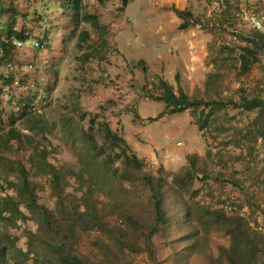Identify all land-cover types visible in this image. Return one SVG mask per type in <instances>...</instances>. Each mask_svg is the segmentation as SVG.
Masks as SVG:
<instances>
[{
    "label": "rangeland",
    "instance_id": "obj_1",
    "mask_svg": "<svg viewBox=\"0 0 264 264\" xmlns=\"http://www.w3.org/2000/svg\"><path fill=\"white\" fill-rule=\"evenodd\" d=\"M26 1L30 6H21L20 12L24 16L18 17L17 27L27 29L29 40L25 41L24 47L30 50H17L16 57L10 62L11 66L0 68V73L4 75L15 73L18 81L11 87V92L2 90L0 99V183L10 194L16 196L9 184L17 182L12 163L23 160L30 169L29 149L34 146L47 148L50 152L49 161L55 166L63 169L68 166L78 171L79 165L73 149L75 147L77 152L83 146L80 141L83 131L93 135L97 146L102 148L106 156L111 157L115 166L124 167L123 158H118L122 153L121 149L112 147L106 139L104 125L109 123L119 135L135 140L136 135L131 128L139 123L142 131L140 135L146 144L150 145V140L157 143V147L153 148L158 163L148 164L149 172L154 173L162 168L170 174H177L189 168V162L186 166L167 164L166 159H170L168 153L171 152L169 143L175 144L181 152L188 146L201 150L205 145V156L199 157L196 165L198 170H203L211 178L196 182L190 194L186 195L187 198L191 204L199 202L222 205L226 209L236 210L264 235V144L260 138L256 140L248 128L257 119L258 111L201 106L196 113L188 109L187 112L192 117L190 123L188 114L185 113L173 115L171 119L166 104L156 101L151 93L141 89L145 83L150 87L151 84L158 83L161 78L153 74L152 68H157L163 57L171 58V46L161 38L163 30H171V11L175 12L176 9L171 7V0H129V7L124 12L121 11L123 0H82L83 11L99 16L100 22L107 27V34L104 36L82 21L75 34L71 35L74 27L68 17L73 13L70 10L72 7L66 8L68 12L64 16L56 14L61 5L56 0H25L24 3ZM260 4L263 5H256L258 8L250 11L248 18L237 16L235 19L240 21L236 24L230 22L216 30L205 17L211 9L209 17L218 15L217 6L208 1H196V22L192 21L194 23L190 24L192 27H208L205 30L211 41L207 61L214 67L207 74L205 91L192 96V99L238 101L240 89L250 97L264 98V56L246 74H240L239 71V45L246 44L238 38L255 31L252 16L264 21V0H260ZM155 14H159L157 19ZM39 17L41 20L37 21V25L33 24ZM61 29L66 30L63 42L56 44L58 54L51 55L45 51L47 45H50L48 39L50 37L53 42V35ZM35 31L38 34L33 37L32 33ZM84 31L89 33L90 39L79 45L78 36ZM154 38H158L161 43L151 45L149 40L153 43ZM30 39L43 45V48L31 49ZM87 51L93 57L86 58L84 53ZM43 59L48 61L47 64H43ZM152 59H157V63L152 62ZM21 99L30 101L28 111L33 116L41 117L52 133L42 135L38 131H30L25 122L19 120L15 125L16 129L29 135L33 141H25L20 148L15 143L9 144L14 145L9 151L4 147L7 144L6 132L9 119L17 112V101ZM202 110L210 114L205 133H197L195 130L193 134L188 133L191 134L189 136L181 131L174 135L171 133V120H175V125L183 124L188 129L190 124L198 125ZM136 114L140 116L139 119H136ZM62 116H66L70 123L65 132L61 124ZM94 116L96 124L90 128V119ZM165 117L169 121L163 125ZM151 118H157V121L152 122ZM124 124L127 126L125 132ZM205 135L209 141L205 139ZM192 155L197 154L193 152ZM32 173L31 170L30 177L37 184L39 203L49 208L53 214L64 216V211L58 204V194L49 185L50 178L37 177ZM215 177L219 178L218 182L212 179ZM78 189L79 184L71 180L65 192L79 198L83 209L89 210L90 199ZM1 193L0 189V195ZM22 209L29 217L32 216L24 206ZM19 227L18 230L9 228L8 231L18 238L17 247L26 251L27 231H36L37 223L24 219L19 222ZM69 230L76 231V236L79 237L77 245L83 254L92 260L100 259L98 251L91 245V241L98 236L97 233L83 234L72 222L69 223ZM2 231L5 232V229ZM154 241L162 263L174 264L169 258V247L161 243L159 236ZM202 245L214 258H218L223 251L228 250L230 240L224 233L212 232L207 241H202ZM136 261L138 264H150L145 255L136 257Z\"/></svg>",
    "mask_w": 264,
    "mask_h": 264
},
{
    "label": "trees",
    "instance_id": "obj_2",
    "mask_svg": "<svg viewBox=\"0 0 264 264\" xmlns=\"http://www.w3.org/2000/svg\"><path fill=\"white\" fill-rule=\"evenodd\" d=\"M24 1L0 0V68L11 66L10 62L16 57L17 50H30L18 48L12 41V38L22 42L29 40L27 29L17 27L18 17L24 16L20 12L21 6H30ZM56 1L61 4L58 11L63 9L67 13L66 8L72 7L70 10L73 13L68 17L74 27L71 35L75 34L81 21L90 24L100 35L107 34L108 29L100 22L99 16L83 11L82 0ZM224 2L229 3L228 0ZM129 4V0H123L121 11L124 12ZM175 13L183 20L181 29L188 28L190 21L195 20L188 11L175 9ZM39 20L40 17L33 24L37 25ZM89 39V33L84 31L78 36V44ZM238 39L246 44L239 45V71L240 74H246L253 64L262 61L264 33L255 30ZM84 54L86 58L93 57L88 51ZM17 82L15 73L8 76L0 73V99L2 90L11 92V87ZM141 89L151 93L156 101L165 103L169 114L183 113L188 109L196 113L201 106L258 111L257 119L248 128L249 133L256 140H263L264 144V98L250 97L240 89L238 101L195 100L180 87L176 93L162 79L151 84V87L145 83ZM23 100L17 101V112L9 119L7 144L4 145L9 151L14 148V145L9 144L15 143L20 148L25 141H33L29 135L16 129L15 125L19 120L25 122L30 131H38L42 135L52 133L41 117L33 116L28 111L30 101ZM209 117L210 114L202 110L198 122L202 133L207 130ZM139 118L136 114V119ZM150 121H157V118H151ZM61 124L64 132L67 131L69 119L62 116ZM95 124L94 116L90 119V128ZM104 126L106 139L112 147L121 149L122 153L118 158H123L122 168L115 166L111 157L106 156L102 148L97 146L93 135L84 131L80 135L83 146L77 152L75 147L73 149L79 165L78 171L68 166L67 169L55 166L49 161L50 152L42 146L29 149L30 169L23 160L12 163L17 182L9 184L16 196L10 194L0 183V264H138L136 257L142 255L148 258L150 264H163L154 241L158 236L161 243L169 247V258L174 264H264V235L253 228L245 216L222 205L199 202L191 204L187 198L186 195L190 194L196 182L211 178L203 170L197 169L198 155H189V168L180 173L170 174L162 168L151 173L147 170L148 164L136 155L127 140L113 131L109 123ZM205 139L209 141L207 135ZM31 170L37 177L50 178L49 185L58 194V204L62 207L64 216L53 214L49 208L39 203L37 184L30 177ZM212 179L219 181L217 177ZM71 180H75L79 184L78 190L90 199L89 210L83 209L79 198L65 192ZM233 186L240 188L237 184ZM22 206L32 216L29 217ZM24 219L37 223L36 231H27L26 251L17 247L18 238L8 231L9 228L18 230L19 222ZM71 222L83 234H98L91 245L98 251L99 260H92L79 250V237L76 236V231L69 230ZM4 229L5 232L2 231ZM212 232L224 233L230 240L228 250L223 251L218 258H214L202 245V241H207Z\"/></svg>",
    "mask_w": 264,
    "mask_h": 264
},
{
    "label": "crops",
    "instance_id": "obj_3",
    "mask_svg": "<svg viewBox=\"0 0 264 264\" xmlns=\"http://www.w3.org/2000/svg\"><path fill=\"white\" fill-rule=\"evenodd\" d=\"M197 0H171V7H174L181 11H188L192 13V15L195 17V3ZM202 1H208V3H213L215 6H217L218 15H214L212 17L210 12L207 14V18L209 21V25L214 27L216 30H218L221 27L226 26L230 22H233L236 24L237 21H240V19H235L237 16H240L243 18H248L251 15L250 11H254V8H258L257 6H261L263 4H260V0H228L229 3L224 2V0H199ZM233 5V6H232ZM257 5V6H256ZM216 8V7H214ZM244 14H242V13ZM58 15H64L65 11L61 12L60 10L56 13ZM159 14H155V19ZM204 22V20L202 19ZM183 23V20L178 17V15L171 11V30H163L161 35L167 45L171 46V58L165 59L164 57L159 60V66L157 68H152L153 74H156L157 77L161 78L162 80L168 82L177 93L179 87L191 98L192 96L198 95L199 92L205 91V85H207V74L209 70H211L214 65L210 64L207 61V57L209 55L208 53V45L211 39L209 38V33L206 32L208 29L207 26H193L190 24L188 28L181 29L180 26ZM190 23H194L190 21ZM71 29V28H70ZM66 30H59L56 32L53 38V42L50 41V37L48 39V43L50 45H47L46 52H48L51 55L58 54V51H56L57 46L56 44L62 43L64 34ZM33 37L36 36L38 33L37 31L33 32ZM57 38V39H56ZM147 39V38H146ZM58 40V41H57ZM50 41V42H49ZM150 44L161 43L158 38L153 39V43H151V40H149ZM132 48V47H131ZM63 49V46L61 50ZM58 56V55H57ZM162 56V55H161ZM158 59V58H157ZM152 62H156L157 60ZM61 60V59H60ZM147 61V60H146ZM48 61H45L43 59V64H47ZM189 110H186L185 114H188V121H192L191 115L187 112ZM180 114V113H178ZM176 114H171L172 116ZM166 125L169 121V119H166V117L163 119ZM191 127L186 129L183 124L175 125V120H171V133L173 135L178 132H183L184 135H188V133H194V130L197 131V133H202L199 130V127L197 124H190ZM126 125L124 124V132L126 130ZM140 125L137 123L135 127H132V132L136 135L135 140L130 139L128 136L125 137L129 145L132 147L133 151L137 154V156L143 160L146 164H154L158 163L157 161V155L154 153V148L157 147V143L155 140H150V145L146 144V141L144 138L140 135ZM184 128V129H183ZM191 135V134H189ZM188 135V136H189ZM173 136H171L172 140ZM144 142V143H143ZM153 145V146H152ZM171 152L169 157L170 159H166L167 164L171 166H186L188 164V156L192 155L194 152L199 157L205 156V145L203 149L199 150L197 147H190L188 146L185 148L183 152L180 151L179 148L175 144H170ZM154 147V148H153ZM161 156V155H160Z\"/></svg>",
    "mask_w": 264,
    "mask_h": 264
},
{
    "label": "built area",
    "instance_id": "obj_4",
    "mask_svg": "<svg viewBox=\"0 0 264 264\" xmlns=\"http://www.w3.org/2000/svg\"><path fill=\"white\" fill-rule=\"evenodd\" d=\"M251 21H252V25H253V28L261 33H264V21L259 19V18H256L255 16H252L251 17ZM12 41L13 43L18 47V48H21L24 46V42L22 41H19L17 39H14L12 38ZM32 47L33 48H38L39 47V44L33 42L32 43Z\"/></svg>",
    "mask_w": 264,
    "mask_h": 264
},
{
    "label": "clouds",
    "instance_id": "obj_5",
    "mask_svg": "<svg viewBox=\"0 0 264 264\" xmlns=\"http://www.w3.org/2000/svg\"><path fill=\"white\" fill-rule=\"evenodd\" d=\"M30 40L32 41V43L35 42V43L39 44L38 42H36V41L33 40V39H30ZM24 46H25V42H24ZM24 46H23V47H24ZM21 48H22V47H21ZM38 48H43V45H40V44H39V47H38ZM38 48H33V47H31V49H38Z\"/></svg>",
    "mask_w": 264,
    "mask_h": 264
}]
</instances>
